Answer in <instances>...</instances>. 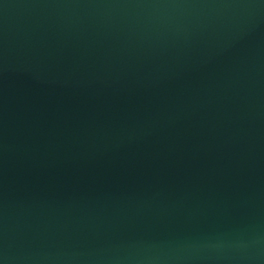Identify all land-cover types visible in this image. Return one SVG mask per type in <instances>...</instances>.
Wrapping results in <instances>:
<instances>
[{"label":"water","instance_id":"water-1","mask_svg":"<svg viewBox=\"0 0 264 264\" xmlns=\"http://www.w3.org/2000/svg\"><path fill=\"white\" fill-rule=\"evenodd\" d=\"M0 264H264V0H0Z\"/></svg>","mask_w":264,"mask_h":264}]
</instances>
